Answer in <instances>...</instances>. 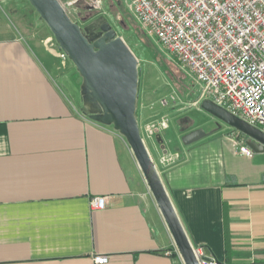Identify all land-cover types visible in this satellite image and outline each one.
I'll list each match as a JSON object with an SVG mask.
<instances>
[{"label": "crops", "instance_id": "crops-1", "mask_svg": "<svg viewBox=\"0 0 264 264\" xmlns=\"http://www.w3.org/2000/svg\"><path fill=\"white\" fill-rule=\"evenodd\" d=\"M6 2L0 264H94L97 255L106 264H184L125 139L90 118L101 110L79 76L65 79L74 66L50 38L3 23ZM199 127L176 128L169 147L160 131L157 158L143 140L186 237L222 264H264V175L236 152V139L225 144L204 130L205 138L180 143ZM92 197H105V208L92 210Z\"/></svg>", "mask_w": 264, "mask_h": 264}, {"label": "built area", "instance_id": "built-area-1", "mask_svg": "<svg viewBox=\"0 0 264 264\" xmlns=\"http://www.w3.org/2000/svg\"><path fill=\"white\" fill-rule=\"evenodd\" d=\"M126 1L140 30L190 73L201 96L264 133V0ZM160 129L146 126V138ZM238 151L252 156L241 141ZM106 204L105 197L90 199L92 210ZM192 251L198 264H222L202 247ZM93 262L106 264L108 257Z\"/></svg>", "mask_w": 264, "mask_h": 264}, {"label": "rangeland", "instance_id": "rangeland-1", "mask_svg": "<svg viewBox=\"0 0 264 264\" xmlns=\"http://www.w3.org/2000/svg\"><path fill=\"white\" fill-rule=\"evenodd\" d=\"M58 1L69 18L80 27L90 44L105 41L100 27L107 24L113 32V38H121L136 58L138 80L136 120L142 140H145L154 157L157 158L162 152L155 137L159 133L152 138H146L145 128L148 125L161 128L160 137L168 147L178 143L175 130L181 125L187 127L199 125V128L207 132L216 133L215 138L224 141L225 144L227 138L236 139V152H239L240 141L246 145V138L236 129L212 117L201 108L202 102L207 99L201 96L200 85L172 55L165 52L153 36L140 30L126 0ZM3 7V23L8 24L13 32L22 27L30 29L38 39L50 38L56 53L63 58L60 61L68 67L73 66L65 53L59 51L49 28L28 0H7ZM24 36L27 37V34L24 33ZM78 76L76 69L72 67V72L65 79L70 82L78 79ZM164 124L165 128L162 127ZM251 152L252 156L247 159L255 166L253 168L255 174L262 172L264 175V151Z\"/></svg>", "mask_w": 264, "mask_h": 264}, {"label": "water", "instance_id": "water-1", "mask_svg": "<svg viewBox=\"0 0 264 264\" xmlns=\"http://www.w3.org/2000/svg\"><path fill=\"white\" fill-rule=\"evenodd\" d=\"M28 1L49 28L59 51H63L71 61L82 80L83 89L99 106L101 115L90 118L112 124L127 142L182 262L198 264L140 135L136 120V58L121 38H113V32L107 24L100 27L105 41L90 44L58 0ZM201 108L242 134L246 138V145L253 152L264 151V133L209 100L203 101ZM206 136L203 129H197L183 135L180 141L182 145L189 146ZM156 138L159 139V135Z\"/></svg>", "mask_w": 264, "mask_h": 264}, {"label": "trees", "instance_id": "trees-1", "mask_svg": "<svg viewBox=\"0 0 264 264\" xmlns=\"http://www.w3.org/2000/svg\"><path fill=\"white\" fill-rule=\"evenodd\" d=\"M185 120V119H184ZM187 128L186 125H182V129L185 130Z\"/></svg>", "mask_w": 264, "mask_h": 264}]
</instances>
